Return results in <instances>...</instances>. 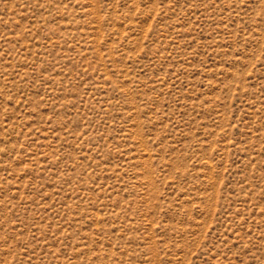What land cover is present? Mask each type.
I'll return each mask as SVG.
<instances>
[{"label":"rangeland","instance_id":"obj_1","mask_svg":"<svg viewBox=\"0 0 264 264\" xmlns=\"http://www.w3.org/2000/svg\"><path fill=\"white\" fill-rule=\"evenodd\" d=\"M0 264H264V0H0Z\"/></svg>","mask_w":264,"mask_h":264}]
</instances>
